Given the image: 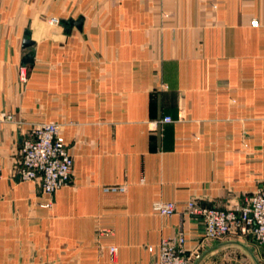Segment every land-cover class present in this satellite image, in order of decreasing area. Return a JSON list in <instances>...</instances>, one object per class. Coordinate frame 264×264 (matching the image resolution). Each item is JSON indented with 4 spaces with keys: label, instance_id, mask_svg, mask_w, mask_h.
Instances as JSON below:
<instances>
[{
    "label": "crops",
    "instance_id": "1",
    "mask_svg": "<svg viewBox=\"0 0 264 264\" xmlns=\"http://www.w3.org/2000/svg\"><path fill=\"white\" fill-rule=\"evenodd\" d=\"M2 114L0 264H155L182 234L191 252L204 225L188 201L230 209L264 184V0H0ZM39 122L74 159L54 194L16 177ZM238 244L264 255L236 231L199 264Z\"/></svg>",
    "mask_w": 264,
    "mask_h": 264
},
{
    "label": "built area",
    "instance_id": "2",
    "mask_svg": "<svg viewBox=\"0 0 264 264\" xmlns=\"http://www.w3.org/2000/svg\"><path fill=\"white\" fill-rule=\"evenodd\" d=\"M54 21H59L57 18ZM257 26L258 21L254 20ZM11 114H2L0 120H12ZM174 120L167 116L155 124L170 123ZM73 156L61 131V125L56 122L36 123L29 135L22 140L21 163L16 170V177L24 182L39 183L47 194H54L57 190L69 184L73 178ZM128 189L126 184L104 185L107 193H124ZM154 209L161 215L173 216L178 205L173 201L155 203ZM186 209L202 219L204 234L201 245L188 252L187 239L184 234L176 238H165L158 245V260L155 264H195L201 257L205 243L221 240L229 234L241 231L252 234L256 242L264 247V184L245 201L230 209L218 207H203L196 200L188 201ZM109 230H102L108 234ZM154 252L155 247L150 246ZM114 256L116 246L110 247Z\"/></svg>",
    "mask_w": 264,
    "mask_h": 264
},
{
    "label": "rangeland",
    "instance_id": "3",
    "mask_svg": "<svg viewBox=\"0 0 264 264\" xmlns=\"http://www.w3.org/2000/svg\"><path fill=\"white\" fill-rule=\"evenodd\" d=\"M202 264H264V255L258 252L252 257L251 250L238 244L210 256Z\"/></svg>",
    "mask_w": 264,
    "mask_h": 264
},
{
    "label": "water",
    "instance_id": "4",
    "mask_svg": "<svg viewBox=\"0 0 264 264\" xmlns=\"http://www.w3.org/2000/svg\"><path fill=\"white\" fill-rule=\"evenodd\" d=\"M66 23H72L74 25H77L79 28L81 27L82 23H83V18L77 19V20H67L65 21ZM25 46L30 47L34 44L33 41H31L30 39H26L24 42ZM25 62L26 63H34V55L33 53H28L25 56ZM209 252V249H207L205 252L202 253L201 257L198 258L195 262V264H199V262L204 258V256Z\"/></svg>",
    "mask_w": 264,
    "mask_h": 264
}]
</instances>
